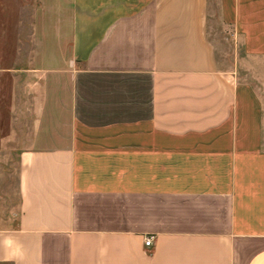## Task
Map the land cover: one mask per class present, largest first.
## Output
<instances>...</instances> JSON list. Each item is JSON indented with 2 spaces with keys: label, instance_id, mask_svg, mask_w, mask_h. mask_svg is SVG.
<instances>
[{
  "label": "crops",
  "instance_id": "crops-1",
  "mask_svg": "<svg viewBox=\"0 0 264 264\" xmlns=\"http://www.w3.org/2000/svg\"><path fill=\"white\" fill-rule=\"evenodd\" d=\"M217 2L227 45L210 0L44 6L0 264H264V0Z\"/></svg>",
  "mask_w": 264,
  "mask_h": 264
},
{
  "label": "rangeland",
  "instance_id": "rangeland-1",
  "mask_svg": "<svg viewBox=\"0 0 264 264\" xmlns=\"http://www.w3.org/2000/svg\"><path fill=\"white\" fill-rule=\"evenodd\" d=\"M70 0H0V216L3 223H11V214L17 210L19 196L17 179L19 155L29 142L32 111L28 109L29 82L38 80L28 69L37 67H62L64 60H45L44 39H34L43 34V10L47 6V35L62 37L69 34L66 16ZM213 17L212 38L219 46L228 31L219 22L218 2L210 0ZM64 21H61L64 19ZM227 45V43H226ZM68 46L47 39V54L56 55ZM15 218V216H14Z\"/></svg>",
  "mask_w": 264,
  "mask_h": 264
},
{
  "label": "built area",
  "instance_id": "built-area-1",
  "mask_svg": "<svg viewBox=\"0 0 264 264\" xmlns=\"http://www.w3.org/2000/svg\"><path fill=\"white\" fill-rule=\"evenodd\" d=\"M153 243V237H146L145 239V245L146 246H151Z\"/></svg>",
  "mask_w": 264,
  "mask_h": 264
},
{
  "label": "clouds",
  "instance_id": "clouds-1",
  "mask_svg": "<svg viewBox=\"0 0 264 264\" xmlns=\"http://www.w3.org/2000/svg\"><path fill=\"white\" fill-rule=\"evenodd\" d=\"M5 243L8 244V245H11L12 241L10 239H8V240L5 241Z\"/></svg>",
  "mask_w": 264,
  "mask_h": 264
}]
</instances>
